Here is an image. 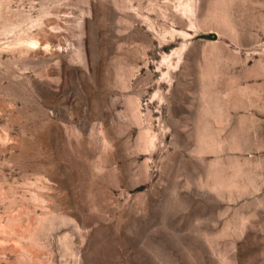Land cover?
Masks as SVG:
<instances>
[{"label":"rangeland","instance_id":"rangeland-1","mask_svg":"<svg viewBox=\"0 0 264 264\" xmlns=\"http://www.w3.org/2000/svg\"><path fill=\"white\" fill-rule=\"evenodd\" d=\"M0 264H264V0H0Z\"/></svg>","mask_w":264,"mask_h":264}]
</instances>
